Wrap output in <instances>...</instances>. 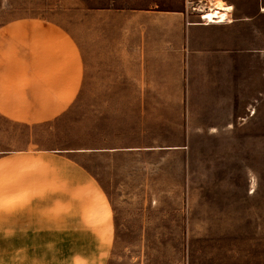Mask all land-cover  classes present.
<instances>
[{
  "label": "rangeland",
  "instance_id": "374dc122",
  "mask_svg": "<svg viewBox=\"0 0 264 264\" xmlns=\"http://www.w3.org/2000/svg\"><path fill=\"white\" fill-rule=\"evenodd\" d=\"M175 1L188 23L172 77L187 108L178 138L151 155L114 151L99 120L105 95L80 80L57 93V79L11 78L0 213H112L119 226L103 240L120 264H264V0H215L233 22L213 26L190 25L200 22L190 6L213 0ZM111 2L0 0V23L11 37L80 39Z\"/></svg>",
  "mask_w": 264,
  "mask_h": 264
},
{
  "label": "crops",
  "instance_id": "0c3cea01",
  "mask_svg": "<svg viewBox=\"0 0 264 264\" xmlns=\"http://www.w3.org/2000/svg\"><path fill=\"white\" fill-rule=\"evenodd\" d=\"M187 24L175 0H112L97 21L82 22L80 39L68 32L11 37L2 22L0 95L11 92V78L57 79L48 85L57 93L74 92L80 80L83 93L105 95L99 120L114 151L154 154L173 143L185 125V98L172 77ZM8 102L0 108H10ZM99 218L0 213V264H120L114 259L121 249L103 240L106 233L113 236L119 220L112 213ZM54 239H66L65 245Z\"/></svg>",
  "mask_w": 264,
  "mask_h": 264
},
{
  "label": "built area",
  "instance_id": "2783aa9c",
  "mask_svg": "<svg viewBox=\"0 0 264 264\" xmlns=\"http://www.w3.org/2000/svg\"><path fill=\"white\" fill-rule=\"evenodd\" d=\"M190 8L192 11L197 12L200 23L208 24L211 22L210 19L205 18V15H204L206 13V11L209 10V7L205 2L202 3V1H200L199 4H196L195 6H190ZM228 12L229 13L225 14V16L222 17V19L221 18H213L212 20H214L216 22L221 21L223 24L231 23L233 21V9H232V7L229 9Z\"/></svg>",
  "mask_w": 264,
  "mask_h": 264
},
{
  "label": "bare ground",
  "instance_id": "6f19581e",
  "mask_svg": "<svg viewBox=\"0 0 264 264\" xmlns=\"http://www.w3.org/2000/svg\"><path fill=\"white\" fill-rule=\"evenodd\" d=\"M214 1L215 0H213L212 6H211L213 8H210L204 14L205 18L210 19L211 22L208 24H223L221 21L216 22L212 19L213 18H221L222 19V17L225 16V14L229 13L228 11L231 8V6L225 5L223 2H220V1H215V2ZM209 4H210V2H209ZM209 4H208V6H209ZM263 10H264V8H263Z\"/></svg>",
  "mask_w": 264,
  "mask_h": 264
}]
</instances>
